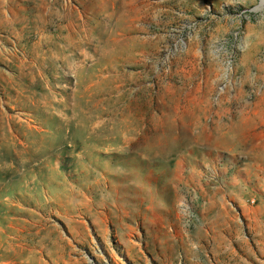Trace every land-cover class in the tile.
<instances>
[{"label":"rangeland","instance_id":"1","mask_svg":"<svg viewBox=\"0 0 264 264\" xmlns=\"http://www.w3.org/2000/svg\"><path fill=\"white\" fill-rule=\"evenodd\" d=\"M0 264H264L261 0H0Z\"/></svg>","mask_w":264,"mask_h":264},{"label":"bare ground","instance_id":"2","mask_svg":"<svg viewBox=\"0 0 264 264\" xmlns=\"http://www.w3.org/2000/svg\"><path fill=\"white\" fill-rule=\"evenodd\" d=\"M262 1V3L264 4V0H261Z\"/></svg>","mask_w":264,"mask_h":264}]
</instances>
